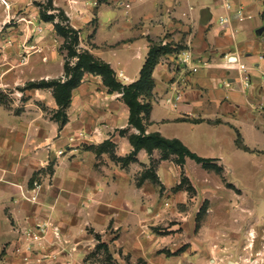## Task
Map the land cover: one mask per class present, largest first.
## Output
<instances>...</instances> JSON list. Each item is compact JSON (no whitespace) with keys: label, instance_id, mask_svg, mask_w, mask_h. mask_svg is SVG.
<instances>
[{"label":"rangeland","instance_id":"374dc122","mask_svg":"<svg viewBox=\"0 0 264 264\" xmlns=\"http://www.w3.org/2000/svg\"><path fill=\"white\" fill-rule=\"evenodd\" d=\"M130 3L0 0V130L21 131L26 143L22 162L13 149L9 176L0 172L2 185L11 191L9 203L0 201V264H264V138L261 156L247 155L244 163L229 157V169L221 173L193 160L185 168L171 157L181 168L178 184L167 191L159 178L149 180L153 195L133 205L124 202L113 219L57 216L58 194L66 189L61 187L66 168L57 174L58 163L73 143L94 141L82 132L57 147L62 137H56L53 91L27 85L64 77L58 70L68 51L54 24L72 26L79 33L78 52H90L100 44V15L123 10L129 16ZM51 15L55 21H46ZM113 24L110 20L106 27ZM153 42L173 50L159 62L186 49L160 41L150 46ZM161 161L153 159L146 170L157 176ZM144 171L137 175V188Z\"/></svg>","mask_w":264,"mask_h":264},{"label":"crops","instance_id":"0c3cea01","mask_svg":"<svg viewBox=\"0 0 264 264\" xmlns=\"http://www.w3.org/2000/svg\"><path fill=\"white\" fill-rule=\"evenodd\" d=\"M226 1L130 0L129 16L123 10L112 12L109 17L100 15L102 22L97 35L100 44L90 50L96 58L111 65L123 85L139 81L151 41L181 44L191 50L190 67H197L198 71L187 73L184 98L178 109L165 101L175 96L172 84L180 76L179 71H173L176 55L164 57L154 69L152 95L141 98L142 102L152 104L149 114L143 115L146 134L159 133L166 139L179 140L194 154L213 160L225 171L229 169V157L244 163L247 155L261 156L264 138V0H230L235 8L244 7L250 17L244 22L236 20V15L223 7ZM227 15L230 20L222 24L220 18ZM110 20L114 24L109 28L106 25ZM205 62L207 66L203 65ZM238 63L250 69L249 89L241 81ZM63 67L64 64L58 70L61 75ZM67 114L68 124L62 130L59 126L56 129V137H62L55 142L57 147L67 145L70 136L82 132L86 134L84 138L94 142L73 143L58 163L57 174L61 175L66 168L65 179L61 180V187L66 189L58 194L61 201L58 217L113 219L124 202L133 205L153 195L149 180L141 188L135 183L140 171L148 169L153 159L161 158L160 151L149 155L143 150L137 162L124 167L111 160L110 147L100 155L89 149L110 141L118 158H126L133 152L129 136L138 131L129 125L130 110L122 94H110L101 77L86 74L73 92ZM21 133L0 130V149L5 154L0 155V172L7 170L8 176L11 150H17L13 154L18 156V163L25 156L26 143ZM16 138H21L18 147L13 146ZM239 138L248 151L238 146ZM192 162L188 159L185 168ZM178 168L181 170L171 160L159 164L157 176L167 191L178 184L175 179ZM2 184L0 180L3 191L0 201L9 203L7 192L11 191ZM64 192L67 199L62 197Z\"/></svg>","mask_w":264,"mask_h":264},{"label":"trees","instance_id":"16d2710c","mask_svg":"<svg viewBox=\"0 0 264 264\" xmlns=\"http://www.w3.org/2000/svg\"><path fill=\"white\" fill-rule=\"evenodd\" d=\"M45 18L48 22H54L56 17L51 15ZM63 19L68 21L64 17ZM54 27L57 34L65 40V46L68 51L64 64V77L31 82L26 89H52L53 97L58 106L54 121L59 124L60 130L69 122L67 110L72 103L73 92L82 84L86 74L98 76L102 78L110 94H122V100L130 110L129 125L138 131V133H133L129 136L130 144L134 149L133 152L126 158H118L114 153H111L114 161L120 162L126 167L130 163L137 162V156L143 150L149 155H152L155 151H160L162 160H169L175 156L176 163L180 166H184L187 159H191L205 168H214L220 173L224 172L222 168L213 164V160L197 156L179 140L166 139L159 133L146 134L143 115L149 114L152 104L150 102H141L140 99L142 96L150 97L152 95L154 69L159 64L161 57L173 52L171 48L161 47L153 42L146 63L142 68L139 81L130 85H123L117 80V74L110 64L96 58L89 51L78 52L76 48L79 45L78 31L70 25L63 26L60 23L54 24ZM73 60H76V62H73ZM121 133L125 134L126 132ZM238 146L248 151L241 138L238 139ZM107 147L112 148L113 144L110 141H106L99 147H90L89 149L100 155L107 151ZM147 180L157 182L158 176L150 170H146L138 180V186H142Z\"/></svg>","mask_w":264,"mask_h":264},{"label":"built area","instance_id":"2783aa9c","mask_svg":"<svg viewBox=\"0 0 264 264\" xmlns=\"http://www.w3.org/2000/svg\"><path fill=\"white\" fill-rule=\"evenodd\" d=\"M127 8L130 7V5H126ZM223 7L229 12L236 15V20L239 22H244L250 17L246 14L245 9L243 6H239L238 8H235L234 5L230 0H227ZM231 16H223L220 18V22L226 23L228 20H230ZM165 44V43H164ZM263 59V57L261 58ZM176 62L173 65V71L177 72L179 71L180 76H178V79L172 84V91L175 93V96L173 98H167L165 101L167 104H170L173 108L178 109L179 105L182 103L184 98V86L187 83V73L190 72H196L198 71V68H192L190 65L193 62V54L189 49H184L181 52H179L176 55ZM204 66H207L208 63L205 62L203 64ZM179 69V70H178ZM238 70L241 73V81L243 82V85L246 89L251 88L252 86V79L249 74L250 69L244 65L238 63ZM228 87H231V84L227 85ZM35 186L37 187V183H35ZM36 191V190H34Z\"/></svg>","mask_w":264,"mask_h":264}]
</instances>
